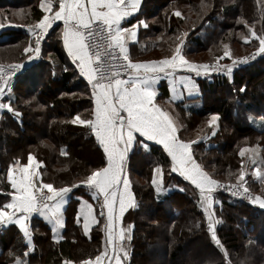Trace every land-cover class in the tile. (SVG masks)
<instances>
[{
	"label": "trees",
	"instance_id": "1",
	"mask_svg": "<svg viewBox=\"0 0 264 264\" xmlns=\"http://www.w3.org/2000/svg\"><path fill=\"white\" fill-rule=\"evenodd\" d=\"M158 1L159 3L151 5V2ZM216 1L222 0H214L213 3L216 4ZM224 1L221 14L224 13L229 18L226 23L217 16L207 14L211 10L210 6L203 10L202 3L208 0H201L195 6V15H186L184 18L174 14L179 11L175 5H190L189 0H142L136 17L129 22H139L145 18L149 22H156L148 30L138 25L137 40L129 44L131 58H146L151 53L164 56L171 54L177 42L173 36L177 34L175 27L187 24L186 19L199 21L200 16L204 17L187 35L188 43L184 45V54L191 57L193 54L207 52L210 44L224 41L231 46L232 42L244 44V37L250 35L249 25L264 24V0ZM39 5L40 0H0V13L2 8L25 7L29 19L27 25L0 24V48L11 46L18 38L29 39L27 26L44 15ZM57 5L58 0H54V7ZM262 26L255 28L258 34L264 31V25ZM164 27L166 34L158 40ZM189 27L186 25L187 29ZM221 30L222 33L217 34ZM238 32L242 34L238 35ZM48 36L49 33L44 40L41 56L23 73L15 76L12 93L6 98L21 115L14 116L7 110L0 112V204L9 197L5 195L9 193L7 168L16 161L23 162L25 155L29 153L43 163V182L52 183L54 187L79 184L92 170L105 164L104 154L90 128L71 123L77 114L83 119L92 118L91 88L74 70L70 61L66 60L58 43L47 42ZM263 73L264 54L251 64L238 67L231 81L223 74H214L211 81L198 79L199 95L195 100L200 102L199 107L186 106L185 102L168 101L164 82L159 86L161 106L170 112L179 126L178 135L186 141H197L193 145L195 159L210 175L218 179H235L242 162L247 176L252 167L258 166V163L251 164V159L260 163L264 161V88L259 96L257 92H252L250 101H245L250 82ZM241 88L244 90L241 91ZM24 90L29 91V94L23 95L21 91ZM222 90L225 95L216 98L211 96ZM214 114L218 116V120L213 129L208 121ZM55 127L60 130L54 129ZM213 130L215 135L212 134ZM29 131L34 136L31 141L25 139L18 143L17 137H13L16 133L24 135ZM67 136H73V139L67 140ZM203 136L207 140L198 141ZM147 143L148 148L137 145L127 157V172L131 176H139L142 181H134L132 177L136 207L126 211L123 217V226L132 225L131 239L124 242L128 251L124 264H138V258L142 255L140 246L144 243L150 252H160L163 255L159 264H174L176 260L175 264H227V261L231 264H264V209L217 193L219 204L214 205L218 218L216 234L222 245L218 247L208 232V222L199 206L198 190L171 171L170 158L161 146ZM84 147H91L93 150L87 151ZM241 149L248 150L244 157L240 156ZM17 150L19 154L15 153ZM75 159L78 160L77 163ZM78 163L83 166L81 170ZM158 166L162 167L161 176L155 174ZM260 166L264 168V163ZM154 179L161 184L162 190L159 192L153 184ZM247 180L249 186L264 196V182L261 179L252 182L249 181L250 176H247ZM91 195V189L82 184L73 187L66 211L75 209L80 199L92 198ZM182 198L187 200L191 208H184ZM99 212L100 202L97 201L95 215L100 223L92 227L89 235L82 234L75 215L67 212L65 237L58 242L52 237L48 223L32 218V250H29L16 227L10 225L0 229V264H14L18 257L25 259L27 264H37L36 261L41 257L42 264H61L63 259L77 263L95 255L101 249L103 237V218L99 217ZM143 227H148V242L144 239ZM195 233L205 236L208 252L191 258L189 262H180L178 253L182 251V246H173V236ZM242 247L245 249L243 256H240Z\"/></svg>",
	"mask_w": 264,
	"mask_h": 264
},
{
	"label": "snow or ice",
	"instance_id": "2",
	"mask_svg": "<svg viewBox=\"0 0 264 264\" xmlns=\"http://www.w3.org/2000/svg\"><path fill=\"white\" fill-rule=\"evenodd\" d=\"M139 3L140 0H58V7L54 8V0H40L39 6L44 15L35 26H28L35 41L34 46L29 44L24 51L38 56L41 41L48 29L55 21L63 22V46L79 73L88 81L94 101L91 119H83L77 114L71 123L90 128L106 160L103 166L92 170L79 184L64 187L38 182V177L42 175L37 171L41 162L36 161L31 153L27 163L16 161L9 167L7 179L13 191L6 193L10 199L0 204V226L9 223L18 225L29 250L33 247L29 228L31 215L40 213L46 217L54 224L55 233L56 228L63 227L62 209L68 194L73 187L82 184L92 190L93 199L100 201L99 217L103 218L106 240L104 250L94 260H85L81 264H123L128 257L124 242L131 239L132 229V225L123 226V217L126 211L136 207L125 173V161L137 145L148 148V141L161 145L170 157L171 171L178 173L198 190L199 206L208 222V232L218 247L222 245L216 234L218 221L214 219L213 208L216 203L213 194L218 188H224L233 196H247L251 202L264 207V196H253L245 187L247 181L243 162L235 184L225 186L214 179L194 157L193 145L197 141L181 139L178 135L179 126L170 112L156 103V86L162 74L172 79L178 70H186L196 76H207L210 71H224L231 76L236 60L228 65L199 64L188 60L184 55L185 32L176 37L177 42L171 55L159 60L134 62L128 44L129 41L137 40V25L124 28L122 23L137 10ZM174 14L177 17L182 15L178 10ZM244 23L248 26L246 21ZM138 25L148 27L144 21H139ZM249 33L250 36L244 37L245 41L254 38L259 46L252 57L238 58L240 63L264 54V32L258 34L255 27L251 26ZM225 57L231 58L227 45L223 56L217 60ZM33 58V55H28L29 61ZM23 67V63L11 64L7 69L0 65V112L7 110L14 116L21 115L10 102H2V98L6 91L11 94V81ZM178 82L188 90L195 87L191 76H180ZM217 120L218 116L213 115L208 121L209 126L214 129ZM212 134L215 135L214 130ZM246 151L241 149L240 156L244 157ZM252 151L255 153L254 149ZM251 164L257 165V161L251 159ZM17 171L18 177L15 174ZM155 174L161 176L162 167H156ZM253 175L264 182V171L259 167ZM153 184L158 192L162 190L156 179ZM80 217H83L86 234L92 224L100 223L93 205L87 202L81 206L77 223H80ZM14 264L27 262L18 257ZM227 264L231 262L227 261Z\"/></svg>",
	"mask_w": 264,
	"mask_h": 264
},
{
	"label": "rangeland",
	"instance_id": "3",
	"mask_svg": "<svg viewBox=\"0 0 264 264\" xmlns=\"http://www.w3.org/2000/svg\"><path fill=\"white\" fill-rule=\"evenodd\" d=\"M189 1H190L189 2L190 5L184 4V3L183 4L178 3V4L175 5V7L177 9H179V11H181V14H182L181 17H183V18L186 17V15H195L194 14V11H195V9L197 10V8H195V6L198 5L201 2V0H189ZM213 1L214 0H208V2L202 3V5H203L202 7L204 8L203 10L207 9V7L210 6L211 7V10L207 13L208 15H211L212 17H216L217 16L218 19H220L221 21H223V23L228 22L229 21V18H227L224 13L221 14V8H222V6L224 5V2L225 3H227V2L224 1V0H222L220 2L216 1V4H215V3H213ZM229 1H233V0H229ZM157 3H159V1L158 2H151V5H155ZM56 7H58V5ZM1 10H2V12L0 13V16H1L0 24H16V25L20 24V25H27L26 23H28L27 21L29 20L27 18L28 16L26 15L27 8H25V7L24 8H2ZM234 16H236V14ZM203 17L204 16H200L199 19L201 20ZM186 20H187V22H186L187 24H181V25H178L176 27L174 26L176 28V31H177V34H173V36L175 37V40H176V37L179 36V35H181L182 33H185L186 32L187 35H188V33L190 35V33L193 31V27H195L196 25H198V22L200 21V20L198 21V19L197 20L194 19V21H193V19H186ZM190 20L192 22H189ZM142 21H144L146 23H150L147 28L144 27L147 30L149 29V27L152 28L153 23L156 22V20H152L151 22H149L150 20H148L147 18L143 19ZM35 24H36V22H31V23H29L28 26H34ZM214 24H217L218 25L217 22H215ZM186 25H189L190 27L187 29L186 28ZM262 25H264V24H256V25H249V26L250 27L251 26H254L255 28H261V27H263ZM28 26L26 28L27 31H28ZM218 29H219V27H217V30ZM161 31H162V33H161V35L159 37H157V35H156V37L158 38V40H160L162 38V36L164 34H166V28L165 27L162 28ZM48 33L49 32L47 31V35H48ZM219 33H222V30L220 32H218L217 34H219ZM241 34H242L241 32H238V35H241ZM156 37L154 39H156ZM184 39H185V44H187L188 43V37L186 36V37H184ZM16 41L17 42L14 43V44H12L11 46H6V47L0 48V65H11V64H16V63H22L28 57V55H30V54L33 55L34 54V53H25V51H24V49L26 47H28L29 44H33V46H34L33 35H31L30 32H29V39L28 40L18 38V40H16ZM243 41L245 43L242 44V45L241 44H238L236 42H232V46L230 44H228L227 41H224V43H219V44H213V45L210 44L207 47V49H208L207 52L206 51H203V52H200L198 54H193L191 56V60L193 62H196V63H199V64H209V65H216V64H219V65H228V64H232L233 63V60H236V66L234 67L231 76H229V75L226 76L225 75L226 72L220 71L224 76H226L228 78L229 81H231V79H232V77L234 75V71L238 67H240L242 65V64L239 65V63H237L239 61L238 58L252 57L253 54L256 52V48L259 46V42L256 41L254 38H250L248 41H245V39H244ZM246 43H248V44H246ZM225 45L228 46V50L231 53V58L225 57L224 59L217 60L218 57L223 56V53H224V50H225ZM43 46L44 45H41V47H40V53H42V51H43V48H44ZM187 47H188V45H187ZM169 55H171V54H169ZM169 55H166V56H169ZM184 55L186 56V58L187 57L189 58L188 55H186V54H184ZM261 55H256L254 59L253 58H250L247 61V63L246 64H243L242 66L251 64L256 59H258ZM149 56H146V58L141 56L140 58L139 57H135V58H131V59L133 61L134 60L135 61H141L142 59L157 60V59H161V58L165 57L164 55H162L160 53H151V56L150 57ZM130 57H131V55H130ZM21 70H23L22 71V73H23L26 69L21 68ZM18 71H20V70H18ZM19 73H21V72H19ZM15 81H16V79L13 78L12 81H11L12 87L14 86ZM263 88H264V73H263V75H260V76L255 77L254 81L250 82L249 88H248L249 90H248L247 97H246L247 100H245V101H247V102L250 101L249 100V97H250V95H251L252 92H255V93L257 92L256 94H257V96H259L260 95L259 92H261V89H263ZM11 93H12V91H11ZM21 93L23 95H27V94H29V91L27 92V91L24 90V91H21ZM225 94H226L225 91L222 90L221 92H215L211 96L213 98L214 97L216 98L218 96H223ZM10 95L11 94H5L4 97L2 98V102L9 103V101L6 100V98L8 96H10ZM243 115H244V113H243ZM212 116H210L209 120H211V117ZM178 117H179V115H178ZM179 119H180V117H179ZM257 119H259V118H256V120ZM206 120H205V122H206ZM221 122H222V120H221ZM34 129H37V127H34ZM54 129H57L58 131L60 130L58 127H55ZM13 137H17V140H18V143H19L20 141H23L25 139H30V141H31L34 136L32 137V133L29 131L28 134H24V135H22L20 133H18V134L16 133V134H14ZM14 139H16V138H14ZM66 139L67 140H72L73 139V136H67ZM201 140H207V139L203 136V137H201V138L198 139V141H201ZM23 143H25V142H23ZM83 149H87V151H92L93 150L91 147L90 148H88V147L85 148L84 147ZM16 152H18V150L15 151V153ZM22 152H24V151H22ZM84 152L86 153V150H84ZM19 153L20 152H18V154ZM29 154L25 155L24 161L23 162H20L21 164H23V163L26 162L27 157H28ZM35 159L37 161H39L36 157H35ZM74 161L77 163L78 160L75 159ZM257 163H258V166H254V167H252L249 170V173L250 174L247 175V176H250V180L249 181L257 182V181L260 180L257 176L253 175V173H254V171L256 170L257 167H259L261 170L264 169V168H262L260 166L261 165L260 161L257 162ZM78 164H79V168L81 170V168L83 166L80 163H78ZM11 165H12V163L10 164V166ZM42 165H43V163L41 162V167H42ZM9 167L7 168V173H8ZM41 167H40V173H41ZM247 176H245V180L247 181V183L245 184V187H247L249 189V191H251L254 194V196L261 195V193L258 190H256V189L254 190L251 187V185L249 186V183H248V180H247ZM40 177L42 179V176H40ZM130 177L131 178L133 177L134 181H136V180H137V182H139V181L141 182L142 181V179L139 176L135 175V174L132 175V176L130 175ZM212 177L214 179L220 181L221 183L237 182L236 178L230 181V180L218 179V178H216L214 176H212ZM7 182H8V179H7ZM8 186H9V192H11L12 191V188H11L9 182H8ZM217 193H219V192L216 190L214 192V194H213L214 195V199L216 201V203L214 205L219 204V196H218ZM261 196H263V195H261ZM228 197L230 199L234 200V198H232L230 196H228ZM8 199H10V197H8ZM6 200L4 202H6ZM4 202H2V203H4ZM182 203L184 204V208H191L190 205L188 204L187 200H185L183 198H182ZM249 204L250 205H253L255 207H257L259 205L258 207H261L259 203L250 202ZM214 205H213V208H214ZM262 208H264V207H262ZM214 213H215L214 219L218 221V218L216 216V210H214ZM142 230H143V233H144V239H146V238L148 239L149 238V235H150V234H148L149 233L148 227H145V228L143 227ZM147 239L145 241L148 242ZM205 239H206L205 236L203 234H201V233H195L193 235H190V234L187 235L186 234V235H183V236L182 235L181 236H177L175 234L173 236V246L174 245H179V244L182 246V251L180 253H178V259L181 260L180 262H182V261L189 262V261H191V258L193 259L196 256H201V255L206 254L208 252V248H207V246L205 244ZM243 249H245V247L244 248L242 247V255L240 254V256H243ZM140 253L142 255L138 258V264H159V261L162 259L161 256H163L160 252H158V253L150 252V250L147 249L145 243L144 244H141V246H140ZM239 260H241V259H239ZM176 262H177V260H176Z\"/></svg>",
	"mask_w": 264,
	"mask_h": 264
},
{
	"label": "crops",
	"instance_id": "4",
	"mask_svg": "<svg viewBox=\"0 0 264 264\" xmlns=\"http://www.w3.org/2000/svg\"><path fill=\"white\" fill-rule=\"evenodd\" d=\"M141 4H142V0H140V3H139V5H138V7H137V10L131 15V16H129L123 23H122V27H124V28H131L133 25H137V35H138V31H139V28H138V21H133L132 23L131 22H129L130 20H133V18L134 17H136V15H137V13H138V11H139V9H140V7H141ZM62 29H63V22L62 21H55L53 24H52V27L50 28V29H48V32H49V36H48V40H47V42L49 41L50 43L52 42V43H54V42H57L58 43V45L60 46V48H61V50H62V52H63V54L65 55V57H66V60L68 61H70V63H71V58L68 56V54H67V52H66V50H65V48H64V46H63V41H62ZM136 41H129V44H131V43H135ZM129 44H128V47H129ZM150 57V56H149ZM188 58V57H187ZM152 60V59H151ZM151 60H148V59H142L141 61H151ZM157 60H159V59H157ZM188 60H190V61H192L191 60V57H189L188 58ZM32 62V60L31 61H29L28 60V57L22 62L23 63V65H24V69H28L29 67H30V63ZM134 62H135V60H134ZM193 62V61H192ZM196 63V62H195ZM71 65H72V63H71ZM215 74V71H210L209 72V74L207 75V76H196L195 75V73H191V72H188V71H186V70H178L177 72H176V74H175V77L174 78H172V79H170V78H168V77H166V76H163V74L161 75V79L157 82V91H158V93H159V86L161 85V83H163L164 82V84H165V86H166V89H167V92H168V101H171V102H174V103H177V102H185V105L186 106H195V107H199V105H200V102L198 101V100H195V99H197V97H198V95H199V84H198V79H200V78H205V79H207L208 81H211L212 80V76ZM226 76H228L227 75V73L225 74ZM180 76H191L192 78H193V80L195 81V87L194 88H192L191 90H188V89H185L184 87H183V85L181 84V83H179L178 82V78L180 77ZM175 81V82H174ZM88 83V82H87ZM89 85V84H88ZM89 87H90V85H89ZM91 88V87H90ZM161 99H159V97H158V95H157V97H156V103L157 104H159V105H161ZM166 102H167V100H166ZM93 108H94V101H93V99H92V110H93ZM93 136H94V138H95V135H94V133H93ZM95 140H96V138H95ZM96 142H97V140H96ZM148 142H150V143H155V144H157L156 142H154V141H148ZM97 144L99 145V143L97 142ZM159 145V144H158ZM159 146H161V145H159ZM99 147L101 148V150H102V152H103V149H102V147L99 145ZM162 147V146H161ZM163 148V147H162ZM104 154V153H103ZM167 154V153H166ZM128 157V156H127ZM28 158V157H27ZM170 158V157H169ZM36 160V159H35ZM37 161V160H36ZM25 163H27V160H26V162ZM105 163H106V160H105ZM24 164V163H23ZM126 165H127V159H126V161H125V173H126V175H127V178H128V180H129V182H130V191L132 192V194H133V190H132V181H133V179L130 177V175H129V173L127 172V170H126ZM37 171L38 172H40V168L39 169H37ZM175 173V172H174ZM16 175H17V177L19 176V172L17 171L16 173H15ZM177 175H179L178 173H176ZM180 176V175H179ZM182 179H184L182 176H180ZM185 180V179H184ZM39 181H42L43 182V180L41 179V177H38V182ZM185 181H187V180H185ZM9 182V181H8ZM187 182H189V181H187ZM10 183V182H9ZM190 183V182H189ZM11 186V185H10ZM12 191H13V189H12ZM92 191V190H91ZM71 193V192H70ZM70 193L68 194V197H67V200H66V203H65V205L63 206V209H62V216H61V218H62V220H63V227L62 228H56V231H55V233L53 232V227H54V224L50 221V220H48L46 217H44V216H42L40 213H33L32 215H31V217H30V220H29V228H30V233H31V221H32V218H38V219H42L44 222H46V223H48V225L50 226V229H51V235H52V237L54 238V236H55V238H54V240L55 241H61V240H63L64 239V237H65V227H66V225H67V220H66V214H67V212H71V213H73L74 215H75V219H77V216H78V213H79V211H80V209H81V206H82V204L84 203V202H87V203H90V204H92L93 205V207H94V213H95V203L98 201V200H96V199H93V195H91L92 196V198H84V199H80V201L78 202V204H77V206H76V208L75 209H73V210H70V211H66V209H67V205H68V201H69V197H70ZM133 196H134V194H133ZM134 199H135V197H134ZM7 200H9V199H7ZM6 200V201H7ZM100 202V201H99ZM259 206V205H258ZM260 208H262V207H260ZM262 209H264V208H262ZM10 225H12V226H14V227H16L20 232H21V234H22V236H23V238H24V240H25V237H24V235H23V232L20 230V228H19V226L18 225H16V224H14V223H9V224H7V225H3V228L2 229H4V228H6L7 226H10ZM95 225V223L94 224H92L91 226H90V231L86 234L85 233V231H84V229H83V217H80V229H81V232H82V234H84V235H89L90 234V232H91V229H92V227ZM102 229H103V224H102ZM32 237V236H31ZM105 240H106V236H105V233H104V231H103V237H102V242H101V249H100V251L98 252V253H96L95 255H93V256H91V257H89V258H86V259H84V260H81L80 262H74V261H72V260H67V259H63V260H61V264H66V262H71V264H81V262L82 261H85V260H94V258H95V256L96 255H98V254H100L103 250H104V247H105ZM25 244L27 245V242H26V240H25ZM32 245H33V247L31 248V250L34 248V244H33V240H32ZM27 247H28V245H27ZM42 259H43V257H41L40 259H38L36 262H37V264H42ZM123 264H124V261H123Z\"/></svg>",
	"mask_w": 264,
	"mask_h": 264
},
{
	"label": "built area",
	"instance_id": "5",
	"mask_svg": "<svg viewBox=\"0 0 264 264\" xmlns=\"http://www.w3.org/2000/svg\"><path fill=\"white\" fill-rule=\"evenodd\" d=\"M35 26V25H34ZM31 34V33H30ZM32 35V34H31ZM46 36H47V33H46V35L44 36V38L42 39V41H41V44H40V47H41V45H43V43H44V40H45V38H46ZM33 41H35V37L33 36ZM33 56H34V58L32 59V62L30 63V66L36 61V60H38V58L41 56V53H39V55L37 56V55H35V54H33ZM71 63H72V66H73V68H74V70L78 73V75L81 77V78H83V79H85L80 73H79V71H78V69L75 67V65L73 64V62H72V60H71ZM237 63H239V65H243V64H246V63H240L239 61L237 62ZM241 65V66H242ZM6 69H7V67L9 66V65H3ZM23 70H21L20 69V71H17V73L16 74H18L19 72H22ZM215 74H222L220 71L219 72H216L215 71ZM13 78H15V77H13ZM86 80V79H85ZM87 81V80H86ZM88 82V81H87ZM5 94H9L7 91L5 92ZM236 182H226V183H222V184H224L225 186H228V185H231V184H235ZM217 191L219 192V193H222V194H225V195H228V196H230V197H232V198H234L235 200H237V201H242V202H246V203H250L251 201L247 198V196H233L229 191H226L224 188H218L217 189ZM250 192V194H252L253 196H254V194L251 192V191H249ZM3 228V226H0V229H2Z\"/></svg>",
	"mask_w": 264,
	"mask_h": 264
},
{
	"label": "water",
	"instance_id": "6",
	"mask_svg": "<svg viewBox=\"0 0 264 264\" xmlns=\"http://www.w3.org/2000/svg\"><path fill=\"white\" fill-rule=\"evenodd\" d=\"M16 75H17V74H16ZM16 75H15V76H16Z\"/></svg>",
	"mask_w": 264,
	"mask_h": 264
}]
</instances>
